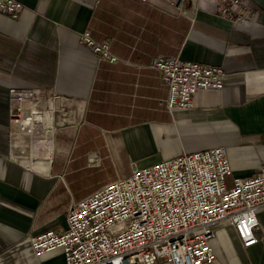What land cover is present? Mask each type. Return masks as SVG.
Listing matches in <instances>:
<instances>
[{"label": "crops", "instance_id": "obj_1", "mask_svg": "<svg viewBox=\"0 0 264 264\" xmlns=\"http://www.w3.org/2000/svg\"><path fill=\"white\" fill-rule=\"evenodd\" d=\"M19 1L16 18L0 12V264H64L59 249L35 257L29 240L65 230L68 208L90 194L75 198V170L107 174L105 184L215 146L226 148L233 176L264 164V0H244L256 15L239 25L217 14L215 0L180 9L165 0ZM84 31L119 60L98 61L80 44ZM158 54L223 68L222 88L169 111L161 72L149 66ZM10 88L32 93L22 103L40 114L31 133L10 120ZM254 233L257 243L243 247L219 225L208 264H264V208Z\"/></svg>", "mask_w": 264, "mask_h": 264}, {"label": "built area", "instance_id": "obj_2", "mask_svg": "<svg viewBox=\"0 0 264 264\" xmlns=\"http://www.w3.org/2000/svg\"><path fill=\"white\" fill-rule=\"evenodd\" d=\"M180 9L185 0H165ZM217 14L234 25L252 23L255 9L244 0H215ZM19 0H0V12L16 18ZM80 44L98 61L119 59L108 42L89 31ZM149 66L161 72L166 109H191L199 90H220L227 72L220 67L178 56L158 54ZM10 120L31 133L37 110L25 113L22 103L32 94L10 88ZM224 146L162 159L111 180L73 203L65 230L43 231L29 240L35 257L61 250L64 264H208L215 259L211 240L217 227H233L241 245L257 243L254 229L264 208V164L247 177L233 176Z\"/></svg>", "mask_w": 264, "mask_h": 264}, {"label": "rangeland", "instance_id": "obj_3", "mask_svg": "<svg viewBox=\"0 0 264 264\" xmlns=\"http://www.w3.org/2000/svg\"><path fill=\"white\" fill-rule=\"evenodd\" d=\"M71 173L72 176H74V182L70 186L76 199H80L83 196L91 193L92 191L96 190L99 186L101 187L104 184L102 178L107 175H100L97 173L92 176H82L79 175L78 170H75Z\"/></svg>", "mask_w": 264, "mask_h": 264}, {"label": "bare ground", "instance_id": "obj_4", "mask_svg": "<svg viewBox=\"0 0 264 264\" xmlns=\"http://www.w3.org/2000/svg\"><path fill=\"white\" fill-rule=\"evenodd\" d=\"M43 155H46V157H49L50 156V153L46 151V153L43 154Z\"/></svg>", "mask_w": 264, "mask_h": 264}]
</instances>
